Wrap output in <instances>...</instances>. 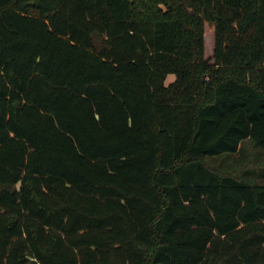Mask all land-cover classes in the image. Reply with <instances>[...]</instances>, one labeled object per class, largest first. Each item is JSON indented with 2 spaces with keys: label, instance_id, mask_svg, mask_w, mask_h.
I'll return each mask as SVG.
<instances>
[{
  "label": "trees",
  "instance_id": "trees-1",
  "mask_svg": "<svg viewBox=\"0 0 264 264\" xmlns=\"http://www.w3.org/2000/svg\"><path fill=\"white\" fill-rule=\"evenodd\" d=\"M246 141L264 0H0V264H264Z\"/></svg>",
  "mask_w": 264,
  "mask_h": 264
},
{
  "label": "rangeland",
  "instance_id": "rangeland-1",
  "mask_svg": "<svg viewBox=\"0 0 264 264\" xmlns=\"http://www.w3.org/2000/svg\"><path fill=\"white\" fill-rule=\"evenodd\" d=\"M214 28L209 24L206 25L205 30V55L207 58L213 57L214 52ZM174 76H171L170 81ZM210 165H218L223 163V168H231L237 173L241 174L246 170H250V167H255L260 170L264 168V154L260 158L255 157V151L250 146V142L244 143L243 149L235 154L224 155L218 158H212L208 160Z\"/></svg>",
  "mask_w": 264,
  "mask_h": 264
}]
</instances>
